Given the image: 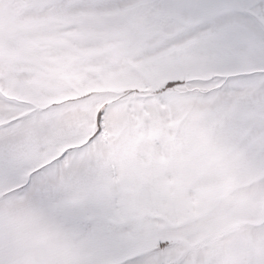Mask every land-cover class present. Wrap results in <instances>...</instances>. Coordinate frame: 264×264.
Returning <instances> with one entry per match:
<instances>
[{"label":"snow or ice","instance_id":"6c2138e0","mask_svg":"<svg viewBox=\"0 0 264 264\" xmlns=\"http://www.w3.org/2000/svg\"><path fill=\"white\" fill-rule=\"evenodd\" d=\"M0 264H264V0H0Z\"/></svg>","mask_w":264,"mask_h":264}]
</instances>
